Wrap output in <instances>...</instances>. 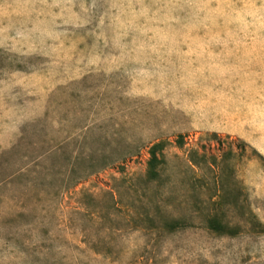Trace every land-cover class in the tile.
<instances>
[{"label":"rangeland","instance_id":"374dc122","mask_svg":"<svg viewBox=\"0 0 264 264\" xmlns=\"http://www.w3.org/2000/svg\"><path fill=\"white\" fill-rule=\"evenodd\" d=\"M0 264H264V0H0Z\"/></svg>","mask_w":264,"mask_h":264},{"label":"trees","instance_id":"16d2710c","mask_svg":"<svg viewBox=\"0 0 264 264\" xmlns=\"http://www.w3.org/2000/svg\"><path fill=\"white\" fill-rule=\"evenodd\" d=\"M212 159H213V157H212ZM214 160V159H213Z\"/></svg>","mask_w":264,"mask_h":264}]
</instances>
